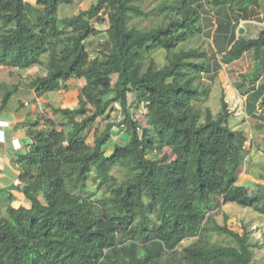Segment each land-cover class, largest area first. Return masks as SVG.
I'll return each mask as SVG.
<instances>
[{
    "label": "trees",
    "instance_id": "obj_1",
    "mask_svg": "<svg viewBox=\"0 0 264 264\" xmlns=\"http://www.w3.org/2000/svg\"><path fill=\"white\" fill-rule=\"evenodd\" d=\"M33 2L0 0V66L12 74L46 70L27 84L38 98L68 90L73 79L86 82L76 108L53 107L54 118L40 114L23 124L31 141L25 153L5 129L0 154L14 159L21 184L0 187L9 197L7 217L0 216V264H253L248 231L215 216L228 204L264 216V183L239 185L247 134L231 126L225 99L218 117L204 110L202 78L252 54L255 67L236 88L248 96V114L264 120V29L255 38L237 36L242 21L261 14L264 21L263 2L162 0L146 10V0H97L65 18L60 9L74 0ZM208 8L218 23L213 32ZM150 17V27L134 22ZM104 25L107 41L90 50ZM205 33H213L212 61L205 49L188 47ZM16 88L0 80V119ZM114 104L120 121L106 122L89 142L87 133ZM115 128L127 140L107 154ZM94 178L104 187L99 202L86 192ZM15 190L30 207L14 206Z\"/></svg>",
    "mask_w": 264,
    "mask_h": 264
},
{
    "label": "rangeland",
    "instance_id": "obj_2",
    "mask_svg": "<svg viewBox=\"0 0 264 264\" xmlns=\"http://www.w3.org/2000/svg\"><path fill=\"white\" fill-rule=\"evenodd\" d=\"M27 2L34 3L33 0H26ZM97 0H74V3L70 6H64L60 9L59 17L65 18L72 15L78 14L81 10L88 9ZM162 0H146L144 7L146 10H151L156 7ZM264 5V0H261ZM209 15L205 22H211L210 30L213 32L217 26V21L213 18V13L211 8H208ZM262 14L257 21H251L250 23H241L238 28H243L245 30L244 35L249 38L257 37L259 32L264 29V21L260 20ZM153 17L147 18L146 20H135L138 24L145 28L152 26ZM251 26V30L247 31L245 26ZM214 26V27H213ZM102 33L96 38L91 39L88 42V46L94 49L98 42H105L108 39L106 34V29L108 25L98 26ZM210 33V31H209ZM188 47H201L205 49L209 55V61H212V57L215 51V44L213 41V33L211 35L204 34L199 40H193L188 43ZM156 59L161 66L166 64L165 55L159 53L156 55ZM216 61H221V55L218 54ZM215 61V62H216ZM221 69L216 71V73L205 74L202 78V86L209 89L207 95V103L202 105L204 110L208 107L211 109L215 117H218L222 112V101L225 99L229 103V110L231 112V126L237 130H243L248 137L247 141V163L244 166L243 173L241 175L239 185H243L249 188H255L256 184L264 183V120H256L250 116L247 112L246 99L247 96H243L239 93L236 88L238 82H243L241 78L244 74L252 73L255 63L252 54L247 53L237 62L230 65L221 64ZM46 70L39 69L38 67L32 68L27 71H17L12 74L11 70H8L4 66H0V80L17 87L16 96L13 99L10 110L4 113L0 120L7 121L9 124L6 128L11 126V121L3 119L6 115L11 114L14 116V121L16 124L14 126V131L19 137H25L26 128L23 124L29 119H36L38 115H47L49 118H54L53 107L60 108H76L78 106V95L81 87L85 84V80H71L69 83L68 90H60L56 93H51L48 96L37 97L36 90L30 89L27 84L30 82V76H36L37 74L45 75ZM259 84H264V78L258 82ZM258 84V85H259ZM114 94L109 97H113ZM108 97V98H109ZM20 101L25 104L23 109L20 108ZM260 115L264 117V110H259ZM121 109L118 104H114L109 110L108 116L104 119L98 121L95 126L87 133V139L91 142L95 135L105 128L106 122L118 123L121 119ZM137 118L140 121L141 127L145 128L148 126V121L143 112H137ZM22 125V126H21ZM15 140H20L16 138ZM126 134L124 131L115 128L113 130V141L107 145V154H111L116 145H123L126 142ZM6 142V141H5ZM5 142L0 143V145H5ZM20 145V144H19ZM15 150L21 153L26 152V147L20 145V147H13ZM161 152L160 145L158 144L156 154ZM1 171H0V187L7 188L16 186L15 179L19 178V172L15 164L14 159L10 155H5V163L0 155ZM7 165V166H6ZM113 174L117 177L122 176V171L118 168L113 171ZM15 181V182H14ZM73 191V189H72ZM87 195L93 197L96 201H101L104 198L103 192L104 187L97 180L92 179L86 188ZM14 196V206L20 207H30L29 202L24 198V196L17 190L12 192ZM9 204V197L7 194H0V216L7 217V207ZM216 220L220 225L227 224L229 228L234 231L242 233L247 230L249 233V241L252 245V263L253 264H264V216L255 213L251 209L240 207L236 204L224 205L221 210L216 214ZM216 239L224 243H232L226 237L215 236ZM190 241L184 242L183 245H187Z\"/></svg>",
    "mask_w": 264,
    "mask_h": 264
},
{
    "label": "crops",
    "instance_id": "obj_3",
    "mask_svg": "<svg viewBox=\"0 0 264 264\" xmlns=\"http://www.w3.org/2000/svg\"><path fill=\"white\" fill-rule=\"evenodd\" d=\"M251 21H242L241 23H250ZM246 27V29H247V31H249V30H251L252 28H251V26L249 25L248 27L247 26H245ZM238 33V32H237ZM240 35V34H239ZM237 36H238V34H237ZM216 50V49H215ZM263 78H264V76H263ZM263 78H261V80L263 79ZM259 84V83H258ZM46 96H48V95H46ZM247 96V95H246ZM247 98H248V96H247ZM228 102V101H227ZM246 106H247V99H246ZM247 109V108H246ZM3 119H6V120H8V121H11V126L9 127V129H12L13 130V132H12V138H13V140H15L16 138H19L20 140H19V143H20V145H24V147H26V146H28L30 143H31V141H30V139L26 136V134H25V137H19V136H17V133L14 131V126H15V124H16V121H14V116H12V113L11 114H8V115H6ZM5 139H6V137H5ZM1 148H6L7 146L6 145H2V146H0ZM0 148V149H1ZM1 155V154H0ZM5 155H7L6 153H4L3 154V156L1 155V158H2V160H3V163H5ZM8 156V155H7ZM1 163H0V171L2 170L1 169ZM4 165H2V167H3ZM7 166V165H6ZM2 172V171H1ZM16 180H19V178H17L16 177V179H15V181ZM14 181V182H15Z\"/></svg>",
    "mask_w": 264,
    "mask_h": 264
},
{
    "label": "built area",
    "instance_id": "obj_4",
    "mask_svg": "<svg viewBox=\"0 0 264 264\" xmlns=\"http://www.w3.org/2000/svg\"><path fill=\"white\" fill-rule=\"evenodd\" d=\"M6 122V123H5ZM9 124L7 123V121H3V120H0V128H5L7 127ZM1 133V131H0ZM4 141V139L0 140V143H2ZM14 141H18V140H13V147H14ZM19 142V141H18ZM20 144V143H19ZM16 148V147H15ZM16 185H20L21 182L19 180H17L15 182Z\"/></svg>",
    "mask_w": 264,
    "mask_h": 264
},
{
    "label": "clouds",
    "instance_id": "obj_5",
    "mask_svg": "<svg viewBox=\"0 0 264 264\" xmlns=\"http://www.w3.org/2000/svg\"><path fill=\"white\" fill-rule=\"evenodd\" d=\"M4 121V120H3ZM6 123V122H5ZM5 129H7L6 127L5 128H0V131H1V133H0V140H2V139H4V141L3 142H5L6 141V139H5ZM14 147H20V145H19V142L18 141H14Z\"/></svg>",
    "mask_w": 264,
    "mask_h": 264
},
{
    "label": "water",
    "instance_id": "obj_6",
    "mask_svg": "<svg viewBox=\"0 0 264 264\" xmlns=\"http://www.w3.org/2000/svg\"><path fill=\"white\" fill-rule=\"evenodd\" d=\"M244 33H245V30H244L243 28H240V29H239V34H240V35H244Z\"/></svg>",
    "mask_w": 264,
    "mask_h": 264
}]
</instances>
